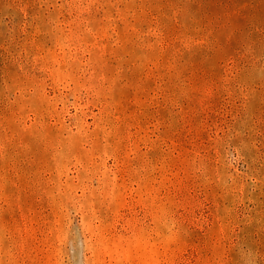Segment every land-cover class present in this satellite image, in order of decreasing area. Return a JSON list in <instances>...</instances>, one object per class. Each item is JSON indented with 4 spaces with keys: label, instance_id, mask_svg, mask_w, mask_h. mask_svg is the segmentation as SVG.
I'll return each mask as SVG.
<instances>
[{
    "label": "rangeland",
    "instance_id": "obj_1",
    "mask_svg": "<svg viewBox=\"0 0 264 264\" xmlns=\"http://www.w3.org/2000/svg\"><path fill=\"white\" fill-rule=\"evenodd\" d=\"M0 264H264V0H0Z\"/></svg>",
    "mask_w": 264,
    "mask_h": 264
}]
</instances>
